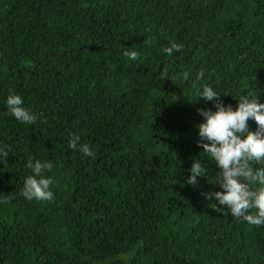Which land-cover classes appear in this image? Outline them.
Masks as SVG:
<instances>
[{"label": "trees", "instance_id": "obj_1", "mask_svg": "<svg viewBox=\"0 0 264 264\" xmlns=\"http://www.w3.org/2000/svg\"><path fill=\"white\" fill-rule=\"evenodd\" d=\"M205 84L264 103V0H0V264H264V225L205 199L224 191L197 144ZM28 160L53 162L52 201L21 195Z\"/></svg>", "mask_w": 264, "mask_h": 264}, {"label": "clouds", "instance_id": "obj_2", "mask_svg": "<svg viewBox=\"0 0 264 264\" xmlns=\"http://www.w3.org/2000/svg\"><path fill=\"white\" fill-rule=\"evenodd\" d=\"M151 43V40L146 41ZM164 52L171 56L173 51L183 48L182 44L170 42ZM130 60L142 59L135 51L123 53ZM188 72L180 74L184 80L188 79ZM179 78V77H178ZM197 80L204 79V70L201 69ZM227 95V93H224ZM221 93L215 91L210 85H203L197 89L191 100L202 97L213 101L215 111L198 109L203 121L196 125L198 130L197 144L203 152L215 162L219 175L215 184L224 191H209L205 199L214 200L212 209L221 215L225 214V207L236 218H243L250 225H264V167H253L254 163L264 165V103L258 102L256 94L253 98L241 96L235 109L225 105L220 99ZM7 106L14 118L23 124H33L37 115L23 107L21 96L12 94L7 97ZM253 119L257 128L249 130L248 121ZM80 137L71 135L69 147L76 149L79 146L85 156L96 157V153L87 143L79 144ZM9 151L0 149V160L7 166ZM53 162L32 160L27 161V167L32 170L25 181L21 195L27 200L52 201L54 194L51 186L55 181L46 175L53 169ZM207 168L201 160H194L187 183L195 186L197 177L205 176ZM3 202H7V197ZM255 210L254 212L252 210ZM122 258H126L122 257Z\"/></svg>", "mask_w": 264, "mask_h": 264}]
</instances>
